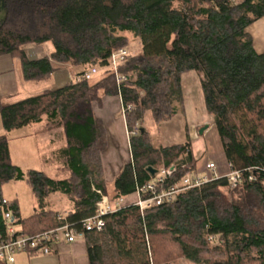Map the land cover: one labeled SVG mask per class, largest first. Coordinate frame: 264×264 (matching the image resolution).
Here are the masks:
<instances>
[{"label":"trees","instance_id":"obj_1","mask_svg":"<svg viewBox=\"0 0 264 264\" xmlns=\"http://www.w3.org/2000/svg\"><path fill=\"white\" fill-rule=\"evenodd\" d=\"M2 7L0 56L18 58L27 81L66 65L82 70L61 87L0 104L7 132L0 135V235L10 211L18 234L74 226L84 233L90 264L180 258L264 264V53L247 30L264 16V0H2ZM128 33L140 39L141 52L129 54L117 71L107 68L110 56L131 44ZM43 43L52 44L48 55H28L26 45ZM93 67L102 72L98 78L80 79ZM190 71L200 78L225 160L236 169L255 167L256 180H243L231 196L228 180L220 178L146 210L129 203L105 216L103 229H85L82 221L96 213L102 194L113 203L132 198L154 179L150 166H179L158 192L198 172L201 161L186 129L184 142L158 145L146 127L149 113L158 128L184 114L183 77ZM106 96L121 99L130 154L110 181L107 128L96 114ZM35 124L62 129L52 144L60 136L65 143L42 156L45 166L60 169L56 174L13 162L8 133ZM9 181L29 185L37 204L32 214L21 215L17 198L3 202L2 185ZM55 193L73 203L65 215L49 201Z\"/></svg>","mask_w":264,"mask_h":264},{"label":"rangeland","instance_id":"obj_2","mask_svg":"<svg viewBox=\"0 0 264 264\" xmlns=\"http://www.w3.org/2000/svg\"><path fill=\"white\" fill-rule=\"evenodd\" d=\"M235 1L241 2L242 0H235ZM4 15H5V10L1 6L0 17H4ZM128 36L131 39V44L127 47L129 54H136L141 52L142 43L140 39L130 33H128ZM25 48L30 57H36L42 54L45 55L48 53L49 50L51 51L53 49L51 43H43L42 45L28 44L25 46ZM38 48H41V50H38ZM101 73H102L101 71L96 73L93 76V79L98 78ZM69 77L70 79L72 78L71 74ZM27 84L28 85H25L27 86L25 87L26 91L23 92L24 89L20 90L19 93L16 95V99H20L23 97H27L29 95L43 92L46 89L54 88V81L50 78L48 79L44 78L40 81H35V82L33 81V83H27ZM190 85H191L190 82H187L184 88V93L186 95V97L184 95L185 98L184 114L182 113L179 114L178 116L174 117L173 120L164 123L162 127L158 128L154 124L153 118L149 113L146 116V121H147L146 127L150 131L151 137L153 138L154 141L156 140L158 145L159 144L167 145L173 142H184L187 138V135L185 133V129H186L187 133L189 134V137L193 141L194 154L197 157H199L201 161L198 172L204 171L206 164L211 161L216 162L221 172H227L228 171L227 161L225 160L223 155L224 153L220 144L219 135L214 126L213 118L206 111L205 103L202 95L203 93L201 91L192 90V86ZM111 97L115 98L117 96H111ZM123 110L124 109L121 107L119 112H117V115L124 119L123 122L126 125ZM204 126H208V127L204 130L203 133H200L201 128ZM106 128H107L108 146L104 151L105 162H106L105 167L108 172L110 171L112 175H115L116 172H118L117 169L119 170L122 164L130 156V154L128 153V149H126L128 134L127 131H125L126 138H124V140H119L116 133L114 134V132H112V135L111 133H109L107 124H106ZM60 131H62V129L54 128L51 131H46V132L49 133V135L47 134L48 138L50 136L53 138L55 136V133L57 135H60L61 133ZM16 132H22V131H16ZM61 136H60V140L58 142H55L56 144L54 143L50 145V143H48L49 146L48 148H44V150L36 149L35 154L33 153L28 154L23 149V146L20 145L23 143V141H19V140L14 141L13 156L15 163L21 166L25 171H28L30 169H35V170H42L47 172L52 171V173L56 174L57 170L60 169L58 167L48 168L47 166H45L43 164L41 154H43V152L47 153L49 151V148L52 149L58 146L59 144L60 145L64 144L65 141L64 140L62 141ZM2 192L3 195H5V197L7 196L12 199L16 197L18 199L21 207L22 216H28L35 211L37 205L36 200L34 198L31 188L25 181L6 182L5 184L2 185ZM234 192H235V188L228 187L225 189V193L228 196L233 195ZM53 196L54 197H53V201H51V205L52 207H54L55 210L59 212V214L63 215L70 208L71 209L73 208L72 201L66 195L61 193H55V195ZM173 264H194V263L190 262L185 258H180L174 261Z\"/></svg>","mask_w":264,"mask_h":264},{"label":"built area","instance_id":"obj_3","mask_svg":"<svg viewBox=\"0 0 264 264\" xmlns=\"http://www.w3.org/2000/svg\"><path fill=\"white\" fill-rule=\"evenodd\" d=\"M128 55L129 52L127 48H121L114 52L109 58L107 68L117 71L119 64H121ZM100 71L99 67H93L86 71L80 79L90 80ZM117 77L118 80L125 78L122 75H118ZM227 165L228 171L221 172L216 162H208L204 171L187 174L180 181L158 192L157 185L164 184L166 179L172 176L179 166L177 164H172L168 167H161L154 175L153 180L137 187L132 198H119L115 203L99 190L98 192L102 194V199L98 203L96 213L84 219L82 225L88 230H101L106 224L105 216L116 212L126 204H135L139 206L141 210H146L170 202L181 192L201 187L216 179L226 178L232 188H236L245 179H248L250 182L256 180L255 167L236 169L230 162H227ZM145 194L147 195L145 196ZM3 202L8 203V199L4 198ZM4 216L8 222V227L5 234L0 235V261L5 264H13L17 256L23 252L31 256L51 255L56 251L59 243L75 242L79 238H84L83 232L77 230V228L67 222L36 235L18 234V228L15 225V216L10 211H6Z\"/></svg>","mask_w":264,"mask_h":264},{"label":"crops","instance_id":"obj_4","mask_svg":"<svg viewBox=\"0 0 264 264\" xmlns=\"http://www.w3.org/2000/svg\"><path fill=\"white\" fill-rule=\"evenodd\" d=\"M247 30L253 38V43H254V47L256 48V50L260 53H264V16L256 20L252 24H250ZM38 50H41V48H38ZM49 53H50V50L48 51L47 55ZM42 55H39V56H42ZM39 56H36V57H39ZM36 57H33V58H36ZM81 70H82L81 67H73V66L66 65V66H62L58 71H56L52 75L45 77V79H48V78L52 79L54 81V88L52 89H55V88L63 86L66 82L70 81L73 78V74L78 73ZM70 74L72 76L71 79L69 77ZM42 79L34 80V82L40 81ZM187 82H190L191 84L190 86H192V90L201 91L203 93L202 87H201V81L196 72L190 71L184 75L183 89L185 88V84ZM27 83H33V81H27L24 78L20 60L16 57H12L9 55L0 56V104H9V103L18 101L20 99L26 98V97H23L20 99H16V95L19 93L20 90L24 89L23 92L26 91L25 87L27 86L25 85H28ZM203 99H204V95H203ZM103 102H104L103 108L102 109L97 108L96 114L102 117L103 120H105L108 126V129H109V133H111V135H112V132H114V134L116 133V135L118 136L119 140H124V138H126L125 131H127L126 125L123 122L124 119L117 115V112H119L120 108L122 107L121 99L119 97L113 98L111 96H106L103 99ZM16 131H22V132H16ZM5 133L7 132L5 131L3 127L2 119L0 116V135H3ZM15 133H18V134H15ZM47 134L49 135V133L46 132L45 127L42 126L41 124L25 126L21 129L13 130L10 133H8L9 139H10V149H11L13 162L15 163L14 156H13L14 141L16 140L23 141V143L20 144L21 146H23V149L28 154L29 153L35 154L36 149L44 150V148L49 147L48 143H50V145L52 144V137L50 136L48 138ZM43 153H46V152H43ZM42 156L43 154H41V158ZM104 162H105V156H104ZM105 166H106V162H105ZM105 170H106L105 174L108 180L109 181L112 180L114 175H112L110 171L108 172L106 167H105ZM53 195L55 194H52L50 196V199H49L50 202L53 201V197H54ZM3 196L4 198L8 200L12 199L7 196L5 197V195ZM34 204H35V201H34ZM65 214L66 213H64L63 215ZM13 264H90V263H89V257H88V251H87L85 238H79L75 242L59 243L57 245L56 251L51 255L31 256L28 253H24V252L20 253L17 256V259Z\"/></svg>","mask_w":264,"mask_h":264},{"label":"water","instance_id":"obj_5","mask_svg":"<svg viewBox=\"0 0 264 264\" xmlns=\"http://www.w3.org/2000/svg\"><path fill=\"white\" fill-rule=\"evenodd\" d=\"M1 6H2V0H0V8H1ZM207 127H208V126H204V127H202L201 130H200V133H203L204 130H205ZM142 130H143V128H142ZM148 169H149V171H150L153 175H155L156 172H157V169L154 168V167H152V166H150Z\"/></svg>","mask_w":264,"mask_h":264}]
</instances>
